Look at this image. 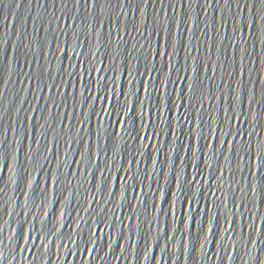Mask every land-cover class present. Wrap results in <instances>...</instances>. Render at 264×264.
Instances as JSON below:
<instances>
[{"label":"water","instance_id":"obj_1","mask_svg":"<svg viewBox=\"0 0 264 264\" xmlns=\"http://www.w3.org/2000/svg\"><path fill=\"white\" fill-rule=\"evenodd\" d=\"M253 3L0 0V264H264Z\"/></svg>","mask_w":264,"mask_h":264},{"label":"snow or ice","instance_id":"obj_2","mask_svg":"<svg viewBox=\"0 0 264 264\" xmlns=\"http://www.w3.org/2000/svg\"><path fill=\"white\" fill-rule=\"evenodd\" d=\"M79 2V0H77V3ZM231 4H232V0H224V5H226L227 7H231ZM244 8L248 9L249 8V5L248 4H245L244 5ZM250 10L252 11V16H253V19L251 20V22L249 23L248 27L251 28V29H255L256 27V24H257V20H256V16L257 14H259V16L261 17L262 20H264V0H258V3H253L250 7ZM261 30L264 31V23H261ZM77 44H79V41H77ZM67 50V46H65V52ZM75 55V53H73ZM156 54L159 55V56H168V52L167 51H164V52H160L159 48H157L156 50ZM193 71H196L198 72L199 69H193ZM231 75V73H229ZM106 79V78H105ZM131 83V81H130ZM199 83H202V81H199V79L197 78V80L193 83H190L188 86L190 89H192L193 92H195L197 90V87H198V84ZM101 87L105 90L108 89V85L107 84H104V85H101ZM113 92V96H115V91H114V88L111 90ZM145 91H147V88H145ZM120 96H124V92H123V89H121L120 93H119ZM133 95H135V93H133ZM99 98V97H97ZM106 101H109L111 102V97H109V95L107 94V91L105 93V96L103 97ZM224 95L221 94L220 96V99H224ZM228 106H229V109H231V106H232V99H231V92H229L228 94ZM120 109L123 110V109H128L129 111H132L135 109L136 105H135V102L131 105V107H129L128 103H127V100H125L123 102V104L119 105ZM125 115H127V112H125ZM239 134V133H237ZM258 148V155H260L261 157H264V143L260 144L257 146ZM244 151H247V149H243ZM250 189L255 192V187L253 185H249Z\"/></svg>","mask_w":264,"mask_h":264}]
</instances>
